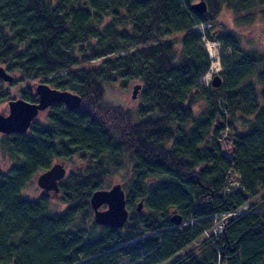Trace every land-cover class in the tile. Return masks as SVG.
<instances>
[{"label": "trees", "instance_id": "trees-1", "mask_svg": "<svg viewBox=\"0 0 264 264\" xmlns=\"http://www.w3.org/2000/svg\"><path fill=\"white\" fill-rule=\"evenodd\" d=\"M197 1L0 0V66L13 76L0 77V102L12 97L2 84L25 81L15 97L36 101L34 81L81 97L0 134L16 158L0 168V264H264V53L221 17L264 23V0H203L202 13ZM205 41L220 46L218 86L201 80ZM132 82L134 113L105 102L106 85ZM54 159L73 162L59 191L25 195ZM126 161L127 219L100 225L89 197Z\"/></svg>", "mask_w": 264, "mask_h": 264}, {"label": "water", "instance_id": "water-1", "mask_svg": "<svg viewBox=\"0 0 264 264\" xmlns=\"http://www.w3.org/2000/svg\"><path fill=\"white\" fill-rule=\"evenodd\" d=\"M194 11L202 13L206 9L203 0H198L190 6ZM0 77L3 80L10 81L13 76L0 66ZM221 82L219 74H214L211 79L212 86H218ZM140 88V84H135L132 88V97ZM34 91L37 95L36 101L30 102L21 97H13L7 101V112L0 113V133H22L30 126L31 122L40 111L48 109L52 104L62 102L68 109H74L80 106L81 97L68 89H57L49 86L45 82H38L34 85ZM65 168L62 163L54 162L47 169L41 171L37 177V185L43 192L59 191L58 182L63 178ZM89 204L93 212V220L100 225L111 227L121 226L128 216V209L125 202V192L120 183H114L108 188L95 189L90 197ZM106 205L105 209H101ZM142 201H138L136 210L139 211ZM173 224L181 222V216L177 213L170 218Z\"/></svg>", "mask_w": 264, "mask_h": 264}, {"label": "rangeland", "instance_id": "rangeland-1", "mask_svg": "<svg viewBox=\"0 0 264 264\" xmlns=\"http://www.w3.org/2000/svg\"><path fill=\"white\" fill-rule=\"evenodd\" d=\"M221 17H222L223 21H225L228 25L233 26V28L239 32V34L242 38L241 43L245 48L256 49L259 52L264 53V23L261 21V19L258 16H256V18L250 24H248V23L237 24L235 22V19H233L231 13L227 10H224L222 12ZM204 46H205L206 50L208 51L209 56H210V54H213V52H215V54H216V58L212 59L213 66H212V62H211V66H210L209 70L201 78L202 82L204 84H207L208 82L211 81L213 75L218 73V71L221 70L222 67H221V64L219 61V51H220L219 44L217 42L213 41V44L210 45L208 43V41H205ZM38 82H40V81L32 82L31 83L32 88H34V85ZM28 83H29L28 81H25V82H22L21 84H17V85H3L2 84V87H4L5 91H8L10 94L12 93V95H11L12 97H10V98H13V96L14 97L16 96L15 92H16L17 86L18 85L22 86V85L28 84ZM135 84H138V83L132 82V83H130V84L128 83V85H124V86H121L120 84H117V83H111V84L106 85L105 86V93H104L105 102H107V104H109V105L120 106L121 108L125 109L126 111H130L131 113H134L136 106L138 105V103H141V100H142V97L139 94L140 89H138L135 93V96L132 97V88ZM13 93H14V95H13ZM7 101L0 102V113L4 114L7 112V109H8ZM46 111H47V109L40 111L37 114V116L34 118V121L35 122L42 121L43 123H45L46 122V119H45ZM224 134H225V132H224ZM14 161H16V158L12 154V152L9 151L8 148L5 147V145L2 146L0 144V168L5 169L11 164V162H14ZM54 162H60L63 164V166L65 168V174L69 171V168H71L73 166L72 161L64 162V161H62V159H54V161L52 163H54ZM130 167H131V164L128 161H126L125 168L120 169L119 175L112 178L110 180V182L108 183L109 185L106 187H103V188H108L112 184L118 182L121 184L122 188L124 189V187H123L124 177L123 176H125V174H126V176H127V174H129ZM40 172H37L35 174V176L33 177V179L23 188V193L25 195H27L29 197H35V196H38L39 194H41L43 192L42 188H40L36 182V177ZM49 192H52V191H49ZM124 192H125V190H124ZM137 202H138L137 200L134 202V204H133L134 207L137 204ZM100 208L105 209L106 205H102ZM262 210H264V207L262 208ZM236 213H234V214H236ZM234 214H232V215H234ZM221 220H222V218L217 220V222L221 221ZM175 225H177V224H175ZM176 257H177V255H175V256L171 257L170 259H168L162 263H159V264H169Z\"/></svg>", "mask_w": 264, "mask_h": 264}, {"label": "built area", "instance_id": "built-area-1", "mask_svg": "<svg viewBox=\"0 0 264 264\" xmlns=\"http://www.w3.org/2000/svg\"><path fill=\"white\" fill-rule=\"evenodd\" d=\"M208 43H209L210 45L213 44V42H209V41H208ZM207 48H208V47H207ZM263 211H264V210H263ZM236 212L238 213L239 211L237 210V211H235L234 213H236ZM234 213H233V214H234ZM228 215H229V214H228ZM222 224H223V222L221 221V222L219 223L218 226H215V227L213 228L212 231H213L214 233H216V232H218V231H221L222 228H223V225H222Z\"/></svg>", "mask_w": 264, "mask_h": 264}, {"label": "bare ground", "instance_id": "bare-ground-1", "mask_svg": "<svg viewBox=\"0 0 264 264\" xmlns=\"http://www.w3.org/2000/svg\"><path fill=\"white\" fill-rule=\"evenodd\" d=\"M210 57H211L212 59L216 58V54H215V52H213V54H210ZM212 66H213V61H212ZM212 216H213L214 219H215L216 217L219 216V212L213 213Z\"/></svg>", "mask_w": 264, "mask_h": 264}]
</instances>
